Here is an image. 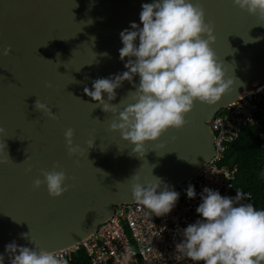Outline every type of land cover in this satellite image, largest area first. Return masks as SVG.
Instances as JSON below:
<instances>
[{
	"label": "water",
	"instance_id": "water-1",
	"mask_svg": "<svg viewBox=\"0 0 264 264\" xmlns=\"http://www.w3.org/2000/svg\"><path fill=\"white\" fill-rule=\"evenodd\" d=\"M152 2L0 0V50L12 49L8 56L0 54V127L5 130L0 145H6L4 151L0 148V159L8 155L14 162L0 164L4 259H10L6 246L12 242L34 248L33 240L37 250L51 252L92 234L114 205L134 201V174L142 184L159 177L161 188L191 174L214 152L208 122L215 112L264 83V25H259L264 21L232 0H199L205 22L214 26L216 40L210 47L222 63L225 80L233 78L234 85L215 105L194 101L183 128H170L158 140L147 141L143 157L132 154L134 145L110 126L119 123V111L135 102L128 93L135 91L140 77L124 81L112 101L103 94L105 102L115 105V113L103 111L84 88L94 90V80L128 71L124 65L129 58L121 60L119 55L120 33L133 30V22L142 28V4ZM135 43L139 45L138 38ZM37 99L57 119L37 110ZM69 128L74 131L73 146L80 149L71 157L64 135ZM54 164L60 165L56 171L65 172L68 189L55 198L46 184L33 188L35 179L44 180L41 170L52 171Z\"/></svg>",
	"mask_w": 264,
	"mask_h": 264
},
{
	"label": "clouds",
	"instance_id": "clouds-1",
	"mask_svg": "<svg viewBox=\"0 0 264 264\" xmlns=\"http://www.w3.org/2000/svg\"><path fill=\"white\" fill-rule=\"evenodd\" d=\"M232 3L264 21V0H232ZM140 21L142 28L133 22V30L125 29L120 33L123 47L119 55L121 60L129 58L124 65L128 71L114 78H98L93 81L94 90L85 87L84 93L98 101L103 111L115 113V105L105 102L103 94L107 93V100L112 101L124 81H132L135 75L140 77L135 91L128 93L135 102L119 111V123L114 121L110 130L119 131L122 139L134 145L132 154L143 157L147 141L158 140L170 128H183L194 101L215 105L233 87L234 79L225 80L222 63L210 47L216 40L214 26L205 22V10L199 0L195 3L192 0L144 3ZM11 52L10 46L0 50L3 56ZM34 107L49 118L57 119L51 108L39 99ZM4 131L0 127V134ZM64 135L68 155H77L80 149L73 146V129H67ZM93 145V140L88 141L89 148ZM5 147V144L0 145L3 151ZM9 161L13 162L7 155L0 159V164ZM59 167L54 164L52 171L41 170L44 180L35 179L33 188L46 184L49 195L54 198L66 192L67 177L63 170H55ZM30 171L31 168L26 169ZM130 179L134 202L143 206L148 214L163 217L173 210L179 193L166 183L161 188L163 181L159 177L153 176L152 181L144 184L140 183L138 174ZM187 196H196L192 185L187 188ZM242 199L244 194L239 191L232 198L205 187L202 202L196 208L201 219L182 230L183 239L175 245L177 259L183 256L192 264H259L264 261V210H257L251 203H240ZM23 235L29 238L28 234ZM31 242L34 248L17 246L15 242L6 246L10 264H67L54 252L37 250L39 246ZM0 264H4L3 255H0Z\"/></svg>",
	"mask_w": 264,
	"mask_h": 264
},
{
	"label": "built area",
	"instance_id": "built-area-1",
	"mask_svg": "<svg viewBox=\"0 0 264 264\" xmlns=\"http://www.w3.org/2000/svg\"><path fill=\"white\" fill-rule=\"evenodd\" d=\"M208 123L214 132V152L206 163L169 186L179 193L170 213L156 217L134 201L116 204L112 214L92 234L51 252L67 264L79 249L89 264H192L186 257L177 259L175 245L183 239L182 230L201 219L196 208L202 202L203 189L208 187L232 198L239 191L244 194L240 203H251V193L235 183L238 165L223 159L230 143L246 125L260 124L258 138L264 153V83L219 108ZM189 185L196 192L194 198L187 196ZM4 264H10V259H4Z\"/></svg>",
	"mask_w": 264,
	"mask_h": 264
},
{
	"label": "trees",
	"instance_id": "trees-1",
	"mask_svg": "<svg viewBox=\"0 0 264 264\" xmlns=\"http://www.w3.org/2000/svg\"><path fill=\"white\" fill-rule=\"evenodd\" d=\"M260 124L246 125L230 143L223 162L237 164L235 183L251 193L250 202L257 210H264V153L260 147ZM68 264H89L82 249L73 253Z\"/></svg>",
	"mask_w": 264,
	"mask_h": 264
},
{
	"label": "bare ground",
	"instance_id": "bare-ground-1",
	"mask_svg": "<svg viewBox=\"0 0 264 264\" xmlns=\"http://www.w3.org/2000/svg\"><path fill=\"white\" fill-rule=\"evenodd\" d=\"M255 87V86H254ZM253 88V87H252Z\"/></svg>",
	"mask_w": 264,
	"mask_h": 264
}]
</instances>
